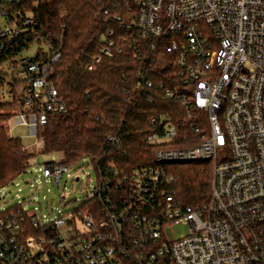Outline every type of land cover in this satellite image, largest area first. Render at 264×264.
Here are the masks:
<instances>
[{
  "label": "built area",
  "instance_id": "built-area-1",
  "mask_svg": "<svg viewBox=\"0 0 264 264\" xmlns=\"http://www.w3.org/2000/svg\"><path fill=\"white\" fill-rule=\"evenodd\" d=\"M25 1L0 0V49L44 45L33 57H18L16 77L32 110L13 116L44 149L39 128L50 114L68 111L50 79L63 38L38 29ZM119 6L132 15L129 30L154 39L153 49L171 39L162 44L173 54V85L158 87L164 99L183 105L192 136L180 138L170 119L152 116L155 164L120 172L91 157L96 182L77 198L81 207L58 209L53 219L23 202L0 210V264H264V0H120ZM100 40L90 70L122 51L114 29ZM145 87L155 82L143 74L135 88ZM107 139L121 144L119 136ZM22 150L33 152L30 145ZM201 159L213 163L211 198L185 204L173 192L168 164ZM36 162L40 176L57 184L72 168L64 158ZM177 224L189 232L171 238L168 229Z\"/></svg>",
  "mask_w": 264,
  "mask_h": 264
},
{
  "label": "trees",
  "instance_id": "trees-1",
  "mask_svg": "<svg viewBox=\"0 0 264 264\" xmlns=\"http://www.w3.org/2000/svg\"><path fill=\"white\" fill-rule=\"evenodd\" d=\"M118 1H25V8L33 12L38 29L52 39L63 38L62 55L53 64L50 79L66 101L68 111L50 114L39 134L44 137V151L61 152L69 166L86 156L120 172L155 164L156 146L148 141L152 116L170 119L178 126L180 138L192 136L183 105L164 99L158 87L162 82L173 85L168 80L174 70L170 64L173 54L162 44H169L171 39L159 41L160 45L153 49L154 39L138 37L129 30L127 24L132 15L126 6L115 7ZM106 9H110L109 14L105 13ZM109 28L115 30L122 51L104 57L90 70L87 66L101 53L100 38ZM23 43L9 50L0 49V186L26 172L29 157L34 154L23 151L21 138L12 136L6 126L16 113L32 110L25 104L24 81L16 77L17 55ZM143 74L155 82V87L135 88ZM6 85L11 96L8 101L2 98V88ZM198 113L196 109L195 117ZM108 135L119 136L121 144L108 143ZM194 163L171 162L168 166L174 176L176 198L185 204L200 205L209 197L212 180L211 173Z\"/></svg>",
  "mask_w": 264,
  "mask_h": 264
},
{
  "label": "rangeland",
  "instance_id": "rangeland-1",
  "mask_svg": "<svg viewBox=\"0 0 264 264\" xmlns=\"http://www.w3.org/2000/svg\"><path fill=\"white\" fill-rule=\"evenodd\" d=\"M44 45L39 42H34L29 48L23 49L18 57L35 56L39 48ZM2 98L4 101L11 100L9 86L2 88ZM16 109V108H14ZM11 108V110H14ZM7 129L11 128L10 134L14 137H20L24 145H30L33 155L29 157L27 171L20 174L17 178L0 186V210L10 208L18 202H23L27 209L32 210L38 216H44L47 219H53L59 214L58 209L65 212L81 207V202L77 200L79 196L85 193L90 185L96 182V169L91 162V157L86 156L76 165L72 166L70 172L64 174L63 180L57 184L49 179H43L40 176L39 164L50 162L53 159L61 160L64 158L61 152H45L43 148H37L34 145L35 137L31 135L30 129L25 125H18L12 116L6 122ZM203 131H208L207 122L201 124ZM204 171L211 173L213 179V163L209 159H201L196 161ZM179 170V167L176 168ZM69 173V174H68ZM79 176L80 180H76ZM212 194V184L210 186L209 197L204 202H209ZM65 196L66 204L62 202V197ZM189 232V226L186 224H177L168 229V235L171 238L179 237Z\"/></svg>",
  "mask_w": 264,
  "mask_h": 264
}]
</instances>
